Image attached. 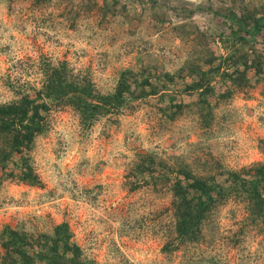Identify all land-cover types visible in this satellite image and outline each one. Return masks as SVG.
Returning <instances> with one entry per match:
<instances>
[{"label":"rangeland","instance_id":"374dc122","mask_svg":"<svg viewBox=\"0 0 264 264\" xmlns=\"http://www.w3.org/2000/svg\"><path fill=\"white\" fill-rule=\"evenodd\" d=\"M67 73L122 97L84 114L50 101ZM22 95L46 107L35 181L0 166V229L66 222L96 264H264V214L244 198L197 233L150 183L264 161V0H0V103Z\"/></svg>","mask_w":264,"mask_h":264},{"label":"trees","instance_id":"16d2710c","mask_svg":"<svg viewBox=\"0 0 264 264\" xmlns=\"http://www.w3.org/2000/svg\"><path fill=\"white\" fill-rule=\"evenodd\" d=\"M249 17L245 16V19ZM52 77L43 93L51 96L50 101L69 99L73 109L80 114H84L85 109L104 105L115 107L113 100L122 97L119 90L112 94L98 92L84 76L77 78L67 73L62 84L55 83L57 76L53 74ZM41 91L37 92L39 98ZM40 100L22 95L17 100L0 103V135L3 137L0 139V166H16L17 177L30 183L35 181V175L28 164L26 150L42 125L43 115L39 108L46 107ZM222 173L221 180H217L214 174H180L162 170L150 183L159 185L156 190L170 193L171 215L181 218L184 224H191V230L197 233H202L204 222L214 219L216 207L232 197L244 198L246 207L249 206L254 213L264 214V161H255L238 170L226 169ZM0 264L96 263L71 238L67 223L61 222L55 224L51 232L3 224L0 229Z\"/></svg>","mask_w":264,"mask_h":264}]
</instances>
